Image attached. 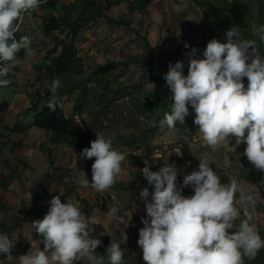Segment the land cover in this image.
I'll return each instance as SVG.
<instances>
[{"label":"rangeland","instance_id":"rangeland-1","mask_svg":"<svg viewBox=\"0 0 264 264\" xmlns=\"http://www.w3.org/2000/svg\"><path fill=\"white\" fill-rule=\"evenodd\" d=\"M52 1L41 0L39 8L20 22L17 34L30 36L31 49L24 50L23 58L16 54V60L8 63L9 84L0 87V104L5 100L9 103L8 110L0 113L4 121L0 127L5 135L0 142L7 143L0 154V182L15 175L7 188L0 186V233L8 234L13 240L11 254L17 264L18 258L26 255L33 245L44 249L43 239L30 225L38 220L39 211L47 209L48 213L50 200L60 193L63 203L71 200L82 213L77 198L89 202L92 231L100 237H111L120 246L125 244L124 264H145L138 245L141 220L146 218L140 192L144 187L150 193L153 191L139 171L145 167V160L153 172L167 163L174 164L180 185L184 175L198 170L199 159L208 161L222 183H227L229 177L236 179L245 191L255 194L253 222L264 238V179L258 186L245 179L253 168L243 156L246 145L241 144L234 152L230 147L235 146V137H229V146L220 145L211 152L202 143L194 124L191 104L183 124L177 122L171 130L160 126L172 103L169 99L172 93L164 79L170 63L182 61L183 74L187 76V53L195 48L198 58H203L202 48L205 50L212 39L226 42L224 34L233 26L240 30L242 39L257 40L264 57V43L253 34L264 26V0H151L144 12L135 6L136 0H93L103 9V18L83 23V30L75 38L68 32L47 38L43 34L45 18L63 17L61 6L75 4L80 8V0H56L55 8L48 9L47 4ZM208 3L225 11L223 16H228L231 22L228 28L218 27L214 12L205 9L210 7ZM78 17L74 14L75 19ZM57 40L76 48L82 69L78 78L80 91L59 96L58 107L67 119L80 123L95 139L96 133L111 139L113 148L126 157L122 175L104 193L76 184L74 174L79 170L87 174L91 183L92 170L67 146L53 144L49 133L33 126L35 114L51 96L46 95L50 85L46 68L60 53L56 49ZM185 44L189 47L185 48ZM104 68L110 71L102 74ZM243 82L247 87V78ZM76 105L80 112L75 111ZM18 127L24 130L19 132ZM48 148L51 160L43 153ZM226 155L232 162L231 168L223 166ZM193 194L191 187L183 189V195ZM110 204L119 208L118 215L125 223L106 216ZM95 255L102 256L98 252ZM0 264H15V261L0 256ZM245 264H249L247 259Z\"/></svg>","mask_w":264,"mask_h":264},{"label":"clouds","instance_id":"clouds-1","mask_svg":"<svg viewBox=\"0 0 264 264\" xmlns=\"http://www.w3.org/2000/svg\"><path fill=\"white\" fill-rule=\"evenodd\" d=\"M40 3L41 0H0V87L9 84L8 63L15 61L21 50L31 49L30 36L17 38L16 33L25 15L35 12ZM253 34L264 43V26ZM224 35L226 42L218 39L208 42L203 58H198L195 48L187 53V76L183 74L182 61L169 64L164 79L171 90L172 103L160 126L171 130L177 122L183 124L191 104L194 124L202 143L211 152L220 145L229 146V137H235L231 150L236 152L237 147L245 144L243 156L255 170L264 172V57L257 40L242 39L237 27L233 26ZM61 87L59 77L49 85L51 96L45 103L53 112L60 100ZM96 136L79 156L81 160L95 158L92 182L82 170L74 174V182L104 193L122 175L126 157L113 148L111 139L102 133ZM144 163L145 167L139 171L153 189L150 193L144 187L140 192L146 218L141 220L138 245L145 264H245L246 259L255 260L264 249V238L253 222L255 194L245 191L236 179L229 177L227 183H222L208 161L199 159L198 170L184 175L180 185L174 164L167 163L153 172L148 160ZM223 166L232 167L227 155ZM185 187H191L194 194L183 195ZM61 196L62 193L54 196L45 217L30 225L43 237L44 249L33 245L26 255L18 258V264L78 261L105 264L104 256L95 255L102 241L90 236L89 220L77 204L71 200L63 203ZM118 213L119 208L110 204L106 216L125 223ZM14 245L8 234L0 233V256L17 264L11 254ZM123 256L120 244L112 241L107 249L108 264H124Z\"/></svg>","mask_w":264,"mask_h":264},{"label":"trees","instance_id":"trees-1","mask_svg":"<svg viewBox=\"0 0 264 264\" xmlns=\"http://www.w3.org/2000/svg\"><path fill=\"white\" fill-rule=\"evenodd\" d=\"M135 6H139L141 12H144L150 5L151 0H136ZM56 4V0L47 4L48 9H54ZM210 7H205L206 10H211L214 12L218 19V27L220 29H226L230 26L231 22L228 16H223L225 11L217 9L211 4H207ZM235 2L232 3L230 8H233ZM111 7H114L111 6ZM62 12L64 13L63 17H50L45 18L43 20V34L45 37L50 38L53 37L56 33L60 35L65 34L66 32L72 38H75L77 34L83 30V23H88L91 21H95L97 19H101L105 16L103 9L97 5L93 0H80V8L78 5L75 6H61ZM78 10H80L78 12ZM132 11V10H131ZM74 14H78V18H74ZM17 38L19 35L16 33ZM58 44L56 49L60 50V53L50 60L49 65L46 68L47 79L50 84L53 79L59 77L62 81V87L58 89V96L67 97L70 95H74L75 92H79L81 87L78 82V78L82 74L81 66L79 65V58L76 48L73 45H68L66 42L57 40ZM204 48H202V57H203ZM19 57H24V50H21L17 53ZM109 68L102 69V74H107L109 72ZM46 95H51L50 91H46ZM82 96V95H80ZM9 103L5 100L0 104V113L8 110ZM75 111L80 112L78 110V105L75 106ZM4 121L0 117V124H3ZM33 126L39 129L45 130L46 133H49L50 141L55 145H65L73 152H75L78 156L82 153L83 149L89 148L91 142L95 140L94 136L91 133H87L85 129L80 125V123H76L73 120L67 119L64 112L60 107L57 106L56 111H51L46 103L43 104V108L40 112H37L34 116ZM0 127V139L5 137ZM7 128V127H5ZM19 132L23 131V128L18 127ZM7 143L0 142V154H2ZM44 155L49 158L51 156V149H45ZM86 163V166L89 170H92V164L94 163L95 158L88 160L83 159ZM15 176L11 174L5 178L3 182H0V186L3 188H7L9 184L12 182V177ZM52 177V176H51ZM245 179L254 184L260 185L264 179V172H259L254 168L245 176ZM80 206L82 207L83 213L86 219L89 220V228H90V236L92 238H97L102 241V245L96 249V252L100 253L104 258L107 257V249L110 246L113 239L111 237H100L97 236L92 231V223L91 219V206L89 202L84 198H77ZM4 208V207H3ZM47 214V209H43L38 212V220H42ZM37 236L43 239L38 233ZM125 244L121 245V249L124 253L123 260L126 259V251L123 249ZM264 260V251H260L255 260L249 261V264H262Z\"/></svg>","mask_w":264,"mask_h":264},{"label":"built area","instance_id":"built-area-1","mask_svg":"<svg viewBox=\"0 0 264 264\" xmlns=\"http://www.w3.org/2000/svg\"><path fill=\"white\" fill-rule=\"evenodd\" d=\"M33 12H31L30 14H32Z\"/></svg>","mask_w":264,"mask_h":264}]
</instances>
